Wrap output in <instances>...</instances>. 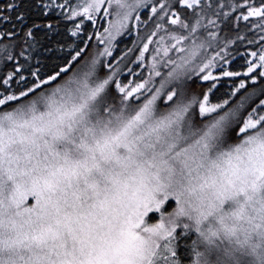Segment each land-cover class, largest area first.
<instances>
[{"label":"snow or ice","instance_id":"snow-or-ice-1","mask_svg":"<svg viewBox=\"0 0 264 264\" xmlns=\"http://www.w3.org/2000/svg\"><path fill=\"white\" fill-rule=\"evenodd\" d=\"M0 264H264V0H0Z\"/></svg>","mask_w":264,"mask_h":264},{"label":"trees","instance_id":"trees-1","mask_svg":"<svg viewBox=\"0 0 264 264\" xmlns=\"http://www.w3.org/2000/svg\"><path fill=\"white\" fill-rule=\"evenodd\" d=\"M123 44H128L129 46L131 45V38L130 37H125L123 40ZM123 44L121 46H123Z\"/></svg>","mask_w":264,"mask_h":264}]
</instances>
